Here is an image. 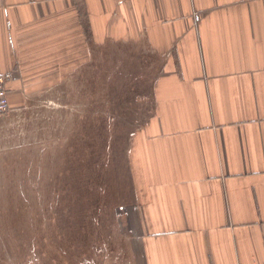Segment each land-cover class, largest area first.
I'll use <instances>...</instances> for the list:
<instances>
[{"label":"crops","instance_id":"crops-1","mask_svg":"<svg viewBox=\"0 0 264 264\" xmlns=\"http://www.w3.org/2000/svg\"><path fill=\"white\" fill-rule=\"evenodd\" d=\"M113 47L157 64L129 75L149 80L126 152L136 264H264V3L0 0L9 110Z\"/></svg>","mask_w":264,"mask_h":264},{"label":"rangeland","instance_id":"rangeland-1","mask_svg":"<svg viewBox=\"0 0 264 264\" xmlns=\"http://www.w3.org/2000/svg\"><path fill=\"white\" fill-rule=\"evenodd\" d=\"M143 54L93 51L0 117V264H136L126 152L149 80L129 75L157 66Z\"/></svg>","mask_w":264,"mask_h":264},{"label":"built area","instance_id":"built-area-1","mask_svg":"<svg viewBox=\"0 0 264 264\" xmlns=\"http://www.w3.org/2000/svg\"><path fill=\"white\" fill-rule=\"evenodd\" d=\"M264 3V0H261ZM9 75H0V117L9 110L8 97L5 85L9 81Z\"/></svg>","mask_w":264,"mask_h":264}]
</instances>
